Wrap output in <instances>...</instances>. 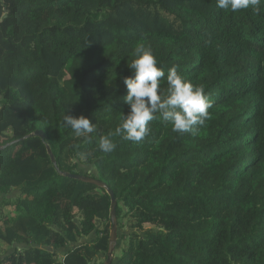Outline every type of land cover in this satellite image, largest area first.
I'll use <instances>...</instances> for the list:
<instances>
[{
	"label": "trees",
	"instance_id": "1",
	"mask_svg": "<svg viewBox=\"0 0 264 264\" xmlns=\"http://www.w3.org/2000/svg\"><path fill=\"white\" fill-rule=\"evenodd\" d=\"M141 44L165 72L163 95L176 66L203 86L208 118L177 133L157 113L142 141L113 136L104 153L99 139L130 111L124 78ZM7 108L0 264H104L112 201L64 175L81 165L117 199L112 264H264V3L257 14L216 0H0V115ZM66 114L96 131L76 136ZM37 130L44 139L29 136Z\"/></svg>",
	"mask_w": 264,
	"mask_h": 264
},
{
	"label": "clouds",
	"instance_id": "2",
	"mask_svg": "<svg viewBox=\"0 0 264 264\" xmlns=\"http://www.w3.org/2000/svg\"><path fill=\"white\" fill-rule=\"evenodd\" d=\"M262 3L264 0H216L217 7L222 10L237 12L251 7L257 14ZM134 56L128 64L133 75L124 78L128 89L124 99L130 111L127 116L122 115L121 123L114 132L99 139L98 147L104 153L114 151L116 144L113 136L137 143L142 141L150 134L149 122L156 118L157 113L172 125V131L193 134L196 126H202L209 115L208 109L212 102L202 85L194 86L173 66L166 76L168 92L165 96L160 89V81L165 77V72L158 67L151 48L141 44L135 48ZM63 123L76 136H87L96 131L95 124L84 115L76 117L66 114Z\"/></svg>",
	"mask_w": 264,
	"mask_h": 264
},
{
	"label": "water",
	"instance_id": "3",
	"mask_svg": "<svg viewBox=\"0 0 264 264\" xmlns=\"http://www.w3.org/2000/svg\"><path fill=\"white\" fill-rule=\"evenodd\" d=\"M6 15L3 16V18H5ZM40 136L43 139L45 138V133L41 130H37L36 132L30 134L29 136ZM27 136V137H29ZM25 137V138H27ZM3 147H0V150ZM47 151L48 154L51 157L52 162L54 163V165H57V161H56V157L51 149V147L49 145H47ZM65 176L74 178V179H79L85 182H89L92 183L94 185L100 186L102 188H104L108 194L111 197V201H112V208H111V221H112V230H111V235H110V240H109V249L107 252V259L105 260L104 264H112L114 261V252L118 246V240H119V227H118V220H117V199L116 196L114 194V191L109 187V185H107V183L103 182L102 180L99 179V177H91L88 175H84V174H79V173H70V172H64ZM34 246H38L37 244H34ZM61 261H63V258H61ZM92 264H94V262H92Z\"/></svg>",
	"mask_w": 264,
	"mask_h": 264
},
{
	"label": "rangeland",
	"instance_id": "4",
	"mask_svg": "<svg viewBox=\"0 0 264 264\" xmlns=\"http://www.w3.org/2000/svg\"><path fill=\"white\" fill-rule=\"evenodd\" d=\"M9 113V108H7V110H5L1 115H0V122L4 119V117ZM79 172L80 173H83V174H91V173H94L96 175H98L96 173V170L93 166H89V165H81L80 168H79ZM123 231L120 230L119 231V240H118V243L119 245L121 244L122 245V241H121V235H122ZM116 258L118 259L119 256H120V251L117 250L116 252Z\"/></svg>",
	"mask_w": 264,
	"mask_h": 264
},
{
	"label": "crops",
	"instance_id": "5",
	"mask_svg": "<svg viewBox=\"0 0 264 264\" xmlns=\"http://www.w3.org/2000/svg\"><path fill=\"white\" fill-rule=\"evenodd\" d=\"M17 194H18V192H17V191H13V193H12V194H10V195H9V197H11V198H14V197H16V196H17ZM1 199H2V198H0V201H1Z\"/></svg>",
	"mask_w": 264,
	"mask_h": 264
}]
</instances>
